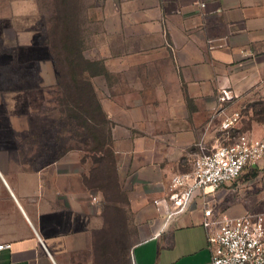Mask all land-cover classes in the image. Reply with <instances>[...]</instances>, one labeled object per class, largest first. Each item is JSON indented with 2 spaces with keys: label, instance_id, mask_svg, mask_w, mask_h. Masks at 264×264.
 Here are the masks:
<instances>
[{
  "label": "crops",
  "instance_id": "obj_1",
  "mask_svg": "<svg viewBox=\"0 0 264 264\" xmlns=\"http://www.w3.org/2000/svg\"><path fill=\"white\" fill-rule=\"evenodd\" d=\"M99 16L109 40L91 80L109 141L49 156L0 140V264H212L201 192L171 218L155 200L191 149L225 143L226 116L264 138V120H242L264 102V0H106ZM229 196L213 191L216 211L264 215V196Z\"/></svg>",
  "mask_w": 264,
  "mask_h": 264
},
{
  "label": "rangeland",
  "instance_id": "obj_2",
  "mask_svg": "<svg viewBox=\"0 0 264 264\" xmlns=\"http://www.w3.org/2000/svg\"><path fill=\"white\" fill-rule=\"evenodd\" d=\"M83 4L84 57L95 61L101 56L99 47L108 43L104 27L110 21L99 18L106 0H81ZM55 0H0V140L32 139L49 149L41 154L58 155L67 146L87 141L83 130H76L66 112L67 106L59 85L58 70L49 47L50 31L55 25ZM94 84V83H93ZM255 113L243 109L242 120H264V102ZM248 121V122H249ZM242 131L235 128L228 136ZM224 133L223 143H226ZM196 149L190 151V161L184 166L192 168ZM251 177L246 171L237 181L223 185L237 203L239 198L264 196V159ZM229 196V198H230ZM226 213V207L220 205Z\"/></svg>",
  "mask_w": 264,
  "mask_h": 264
},
{
  "label": "built area",
  "instance_id": "obj_3",
  "mask_svg": "<svg viewBox=\"0 0 264 264\" xmlns=\"http://www.w3.org/2000/svg\"><path fill=\"white\" fill-rule=\"evenodd\" d=\"M233 96L223 90L220 101L223 104ZM239 118V112L226 116L222 129L228 141L211 148L199 145L191 170L172 175L167 194L155 200L168 207L171 218L188 210L201 192L212 264H264V215L248 212L230 216L212 205L214 190L237 181L264 159V138L248 133L228 136ZM93 199L98 200L96 196ZM10 247L11 244H1L0 250Z\"/></svg>",
  "mask_w": 264,
  "mask_h": 264
},
{
  "label": "trees",
  "instance_id": "obj_4",
  "mask_svg": "<svg viewBox=\"0 0 264 264\" xmlns=\"http://www.w3.org/2000/svg\"><path fill=\"white\" fill-rule=\"evenodd\" d=\"M55 25L50 31L49 47L58 70L61 99L76 130L82 129L87 140L97 142L103 150L109 141L108 119L101 110L91 77L102 68L96 61L84 57L83 4L81 0H55ZM92 149V150H94ZM252 169L250 176L257 175Z\"/></svg>",
  "mask_w": 264,
  "mask_h": 264
}]
</instances>
